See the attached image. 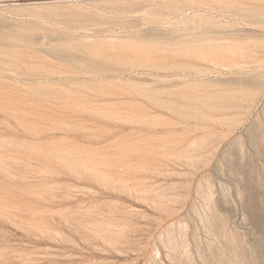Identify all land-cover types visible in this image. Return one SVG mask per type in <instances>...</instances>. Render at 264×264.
Masks as SVG:
<instances>
[{
	"label": "rangeland",
	"instance_id": "374dc122",
	"mask_svg": "<svg viewBox=\"0 0 264 264\" xmlns=\"http://www.w3.org/2000/svg\"><path fill=\"white\" fill-rule=\"evenodd\" d=\"M0 264H264V0H0Z\"/></svg>",
	"mask_w": 264,
	"mask_h": 264
}]
</instances>
